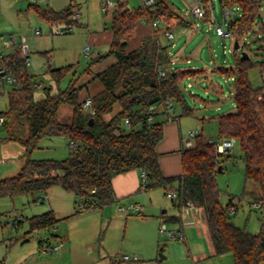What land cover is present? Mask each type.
<instances>
[{
	"label": "trees",
	"instance_id": "obj_1",
	"mask_svg": "<svg viewBox=\"0 0 264 264\" xmlns=\"http://www.w3.org/2000/svg\"><path fill=\"white\" fill-rule=\"evenodd\" d=\"M112 13V40L110 50L99 52L89 62L84 72L102 61L114 56L109 66L96 71L102 87L81 99V91L87 83L75 86L70 84L57 91H48L37 99L33 84L35 75L28 71L21 45L0 60L7 73L16 80L8 90L9 108L0 111L4 124L12 116H23L28 125L27 137L10 134L9 139L18 140L26 148L21 170L9 177L0 178V199L19 194L47 192L55 185H61L76 196L77 202L87 205L77 212L101 207L114 201L113 177L132 169L143 170L147 180L142 181L140 189L149 190L161 186L167 191L174 190L175 205L181 208L192 202L205 215L215 254L231 252L234 264H261L264 261V92L256 87L249 78V69L256 65L250 58L238 57L235 69L220 67L227 76L233 74L234 111L222 113L218 117L223 138L235 137L240 142L245 160V177L259 184L252 191L254 200L260 202L261 227L259 232L248 231L237 225L229 216V208L235 207L233 199L224 205L216 183L220 156L216 144L201 131L197 134L192 147L182 151L183 172L176 176H166L161 168L157 145L163 138V122H147L149 107H161L166 112L167 102L172 101L178 107L180 115L194 112L187 102L182 89L188 77H195L202 69L170 68L172 58L168 45L160 40L161 27L154 25L156 19L189 26L192 21L175 9L168 0H155L152 4L131 9L128 0H115ZM208 7L210 0H203ZM223 7L238 6L240 15L229 21L233 35L239 41L249 35L257 34L264 39V0H220ZM40 16L49 23H72L73 4L70 2L61 10L53 8L39 10ZM210 17L208 10L206 19ZM151 25V33L141 39L134 49H128V43L136 29L138 21ZM258 22L259 30L253 26ZM245 51L246 43L243 45ZM264 48V46H262ZM264 71V61L258 64ZM73 65L51 68V76L59 83L72 69ZM165 68L166 74L160 75ZM231 70V71H230ZM231 74V75H230ZM4 75L0 73V96L6 92ZM87 98H91L90 108L84 107ZM70 104L72 112L69 120L59 118L62 105ZM116 105L118 108L115 110ZM115 110V111H114ZM114 112L110 117L107 115ZM93 118L92 124L90 120ZM129 119V125L126 124ZM64 136L76 142L70 148L69 155L63 159L32 157L44 137ZM237 210V207H235ZM230 212V211H229ZM177 221L178 216H171ZM58 222L52 209L29 217L30 231L49 228ZM0 264H5L2 260ZM114 264H128L125 260Z\"/></svg>",
	"mask_w": 264,
	"mask_h": 264
},
{
	"label": "rangeland",
	"instance_id": "obj_2",
	"mask_svg": "<svg viewBox=\"0 0 264 264\" xmlns=\"http://www.w3.org/2000/svg\"><path fill=\"white\" fill-rule=\"evenodd\" d=\"M178 10H183L189 6L187 0H168ZM72 2L74 12L81 13L77 21L72 22L73 31L67 33H56L57 25L63 26L65 22L49 23L44 20L39 10L53 8L55 10L63 9L67 4ZM104 0H0V55L6 56L11 53L16 46L23 43V36L29 46V58L31 64L27 66L28 71L35 75L36 81L42 83L41 88H35L34 93L37 99L44 97L48 91L55 92L58 88H66L71 83L79 86L87 83V86L81 91V99H84L88 92L93 93L101 89L102 84L94 78L96 71L101 70L115 61L114 56L103 58L102 61L95 63L88 72H84L89 62L95 56L96 52L104 54L110 50L112 40V13L114 6H109L107 11H103ZM131 9L139 8L143 5L142 0H128ZM234 13L232 19L240 15V10L233 7ZM214 16L218 23H223L224 7L220 0H214ZM264 15V7L262 8ZM175 20V19H173ZM199 26L195 31H190L193 35L188 40V32L179 34L175 31V38L169 44L171 49V58L174 59L170 68H197L195 77H188L184 85L187 102L195 113L185 115L189 123L196 128L198 125L203 127V135L214 140L222 138L218 117L222 113L234 111L236 108L234 100V79L233 74L227 76L222 73L220 67L235 69L238 57L242 56V48L234 49L235 38H226L216 33L215 24L212 20H197ZM163 23L159 24L162 27ZM259 30L258 22L253 26ZM151 25L143 20L138 21L135 31L128 43V49H134L141 43V39L151 33ZM260 36H264L260 34ZM15 39V44H9L11 38ZM241 47L246 43L245 51L251 60L256 64L249 69V78L256 87L264 89V71L260 70L258 64L264 61V39H258L257 34L246 36L240 40ZM90 44L92 52L90 56L84 53V46ZM183 48V50H182ZM183 51V53L181 52ZM192 60L187 61L186 56ZM1 60V59H0ZM72 64L71 71L58 83L50 73L51 68H57ZM231 71V70H230ZM191 83V86L188 84ZM220 86L223 92L215 89ZM6 92L0 96V111L9 108L8 90L13 87V83L5 82ZM224 94H227L225 96ZM118 108L116 105L115 110ZM114 110V111H115ZM72 112L70 104H64L60 108L59 118L69 120ZM114 112L107 115L110 117ZM202 129V128H201ZM10 134L27 137L28 125L25 117L12 116L9 124L0 125V137ZM191 140H195V135H189ZM69 141H65L62 136L44 137L36 148L32 157L36 159L53 158L63 159L69 155ZM0 155V178L9 177L17 174L24 163V158L12 160L6 158L2 161ZM22 160V162H20ZM222 170L216 174V183L220 191L221 201L224 205L232 198L235 206H238L236 213L228 211L230 218L248 231L259 232L261 223V212L258 207L252 205L254 198L252 191L258 190L259 184L245 177V160L244 152L239 141L233 148L229 149L227 154L220 156ZM58 190H65L61 185H55L47 192L25 193L14 197H3L0 199V233L3 232L5 238L28 236L30 240H39L40 237H48L46 245L55 246L61 244L56 240L64 226L73 225L74 219L66 218L61 223L59 231L54 225L49 228L41 229L38 233L27 232V217L36 213L35 211H47L51 207L57 213L64 211L69 203L67 196L68 191H63L64 195ZM155 193V201L160 209L166 208L169 211L173 209V199L168 196L164 187L158 186L150 189ZM74 197L73 193L68 192ZM48 194L49 197L44 201H38V196ZM76 198V196H75ZM74 199H71L75 204ZM68 201V202H67ZM79 203L74 206L79 209ZM56 207V208H55ZM102 208L93 209L92 211L84 210L82 214L89 216L94 212L101 214ZM96 210V211H95ZM54 211V210H53ZM104 212V211H103ZM102 212V214H103ZM171 212V211H170ZM169 212V213H170ZM39 213V212H38ZM63 213V212H62ZM125 214V211L123 212ZM133 213V212H131ZM148 213V212H147ZM23 216L24 227L18 226L17 215ZM140 214V213H139ZM133 215V214H130ZM127 214V216H130ZM144 215V213H143ZM104 219L100 224V238L103 245L108 249V253L102 258L100 264H114L122 262L124 254H134L129 246L144 244L147 247L148 257L145 254L137 253L139 260L126 261L128 264H234L231 252L224 254H208L211 245L207 241L205 228V237L196 239L195 242H187L178 237H171L167 231H160L157 226V234L151 241L146 237L139 222H131L127 227L124 218H116L106 226L111 213L102 215ZM125 216V215H124ZM152 217L151 214H145V217ZM69 217V216H66ZM76 218V217H75ZM15 224H13L12 222ZM202 224H206L205 216L202 215ZM71 222V223H70ZM115 222V223H113ZM167 229L173 225L171 221L165 220ZM57 224V225H58ZM113 224V225H112ZM57 234V235H53ZM193 241V240H192ZM153 253H152V250ZM56 250L55 252H57ZM207 251L202 256H197L200 252ZM41 255L46 260L53 257V254L41 251ZM139 254V255H138Z\"/></svg>",
	"mask_w": 264,
	"mask_h": 264
},
{
	"label": "crops",
	"instance_id": "obj_3",
	"mask_svg": "<svg viewBox=\"0 0 264 264\" xmlns=\"http://www.w3.org/2000/svg\"><path fill=\"white\" fill-rule=\"evenodd\" d=\"M175 9L178 10L177 8ZM178 11H181V13H183L186 19L192 21L191 25L180 26L175 24L176 20H171L169 22H166L164 20L160 21V23H163L161 30L159 31L160 40L163 44L168 45V52L170 56L172 52L169 47L170 43L168 42H170L172 39H169L166 36L165 30L168 29L172 31L174 33V38L176 30L180 31L179 34L188 32V40H190L193 35L190 31H195L196 27L199 26V22L197 21V19L190 18L184 13L182 9ZM8 43L11 44L10 39ZM183 51L181 52L183 53ZM186 58L187 61L191 63L192 59L188 55L186 56ZM172 61H174V59H172ZM173 68L178 67L175 66ZM181 69L188 68L181 67ZM190 84L191 83H189L188 86L192 85ZM183 87L184 89H187L184 83L182 85V89ZM215 89L219 92H223L220 86H216ZM224 95L227 96V94ZM180 111L181 110L176 107V113L174 117L170 119L168 118V113L163 111L161 107H158L157 114L155 116L156 120L163 122V138L157 145V151L160 154L159 161L162 171L166 176H176L180 175L183 172L182 151L184 148L187 147V141L191 140L189 136L190 131L196 129L197 127H201L203 132L202 126L198 125L196 128H194L189 123V120H187V117L184 118L185 115H180ZM193 113H195V111ZM4 119L6 118L4 117ZM0 125L5 124L3 122ZM62 137L63 139H65V141L68 142V138L64 136ZM25 150V146L21 144L18 140L9 139L7 138V136L0 137V155L2 156V161H4L6 158L12 160L22 159L24 158ZM20 162H22V160ZM141 183L142 172L140 170L132 169L126 172L116 174L113 177V189L115 194L114 201L105 204L101 207L93 208H102L101 214L99 212L93 211V213L89 214V216H84L82 212H77L78 209L76 206H74L75 204H77V199L75 198V195H73L74 197H72L71 194L67 192L66 197L68 198L69 203H67L68 206L64 211H60L59 213H57L58 210L62 209H57L58 207H55L57 210L56 212L55 209L51 207V209L54 210L56 217L58 218V222L55 225L58 228V231L59 229H61V226H59L58 223H61L66 218L73 217L72 219H74L73 225L68 224L67 226H64L63 232L60 235L56 236V240L61 243L59 249H57L58 251L53 252L46 250L45 246L47 240H49L48 237H40L39 240H30L28 239V236L21 235L20 237H10L9 239H6L3 232H1L0 262L2 260H5V264H100L102 258L106 255L105 253L109 252L108 249L103 245L102 239L100 238V224H102V220L104 219V217L102 216L104 213L105 215L107 213H111L112 216V218L109 219L106 224L107 227H109L112 221H115L116 218L119 219L125 217L127 227L131 222H139L142 225L141 228L144 231L145 236L147 235L146 237H150L151 241L155 238V235L157 234V226L160 227V224L163 219L168 220L171 216H178L179 219L177 221H171L169 219V221L173 223L169 230H181L184 233L183 240H185L190 246V242H195L196 239H199L203 236L205 237L204 230L206 228L207 241L211 245V250H208V254L212 255L215 253V249L209 234L207 222H205L206 224L204 225L202 224V215H205L201 210L196 211L195 208L186 205L181 208H178L175 205V200L173 198V209L170 210L171 212L166 208L159 210L160 206L155 201V193L151 192L150 189H140ZM58 191H60L59 193L62 195H64L63 193H66L63 192L65 190ZM44 196H46V198L49 197L48 194ZM74 198L75 204L71 202V199ZM132 204L139 205V209L134 210L131 206ZM122 207H125V209L123 210ZM235 207L238 208V206ZM93 209H87L86 212L92 211ZM40 210L35 211L36 213H34L33 215L41 213ZM124 211L125 214L123 213ZM147 212L151 214L152 217H145V214H148ZM127 214L133 215L127 216ZM29 217L30 216L27 217L28 225ZM16 218L18 220V226L24 227L25 224L23 221V216L19 214L16 216ZM14 222L16 221H13L12 223L15 224ZM236 224L242 227V225H240L239 223ZM41 229L30 231V228H28V230H25V234L27 232L38 233ZM53 235L55 236L57 234ZM129 247L131 251L136 255L138 252H140L141 254H145L146 257L149 256V253H147V247L144 244L132 245ZM41 251L53 254V257L46 260L42 257ZM206 252L207 251H204L203 253L200 252L196 255L202 256L203 254H206ZM139 258L140 257L138 256L137 260H139ZM261 264H264V261L261 262Z\"/></svg>",
	"mask_w": 264,
	"mask_h": 264
},
{
	"label": "built area",
	"instance_id": "obj_4",
	"mask_svg": "<svg viewBox=\"0 0 264 264\" xmlns=\"http://www.w3.org/2000/svg\"><path fill=\"white\" fill-rule=\"evenodd\" d=\"M143 2L147 3V4H152L154 3L155 0H142ZM189 3V6L185 9V14L187 16H189L190 18L193 19H197V20H202V21H207L206 17H207V13L208 10L210 11V17L208 20H212V22L215 24V30L216 33L221 35L222 37H226V38H235L233 35V31L232 29L229 27V21L232 19V15L234 13V9L228 6L224 7V18H223V23H218L216 17L214 16V12H213V5H214V0H210L209 2V6L207 7L204 3L203 0H187ZM116 1L115 0H104L103 2V6L102 9L103 11H107L109 6H115L116 5ZM236 8L239 7L235 6ZM81 13L79 12H74L72 18L73 19H78L80 17ZM160 19H156L154 21V25H159L160 23ZM56 33H67V32H71L73 31V25L72 23H64L63 26H57L55 28ZM166 36L169 39H173L174 38V33L170 30H165ZM236 39V38H235ZM23 43H21V48H22V52L23 55L25 56V62L26 65L29 66L31 64L30 58H29V46L26 43V38L23 37ZM240 42V41H239ZM10 43L11 44H15V39L12 37L10 39ZM241 45V42H240ZM243 49V46L241 47ZM84 53L86 56H90L91 55V45L90 44H86L83 48ZM97 54V52L95 53V55ZM5 56L0 55V59L3 60ZM174 61H172L173 63ZM160 75L164 76L166 74V69L165 68H161L160 69ZM0 73L4 75L5 79L8 82H15L16 77L12 74V73H7L6 69L4 66L0 67ZM234 78V77H232ZM191 85V84H190ZM34 89L35 88H41L42 87V83L35 81L33 84ZM264 92V89H263ZM92 105V100L91 98H87L84 102V107L85 108H90ZM149 114L147 116V122L150 123L154 120V113L157 110V106L152 105L149 107ZM166 113H168V118L172 119L176 113V107L174 106V103L172 101H168L167 102V108H166ZM4 122V117L0 116V124ZM126 124L129 125V119H126ZM202 131L201 127H197L194 130L190 131L191 135H197L200 134ZM209 142L211 143H215L217 150L219 152H226L227 150L231 149L234 147V145L236 144L237 140L235 137H230V138H221L220 140H214L213 138H209L208 139ZM194 145V141L192 140H188L186 143L187 147H192ZM69 146L70 148H75L76 147V142L74 140H69ZM147 180V173L145 170L142 171V181H146ZM168 196L175 198L177 196L176 191L174 190H168L167 191ZM46 198V196H39L38 197V201H44ZM79 208H84L87 205V202L84 201H79ZM252 205L255 207H259L260 206V202L254 200V202H252ZM132 208L134 210L139 209V205L137 204H132L131 205ZM186 206H191L193 208H195L196 211H199L200 209L194 205L192 202H187ZM122 209L124 210L125 207H122ZM229 211L233 214L235 213L236 209L234 206H231L229 208ZM171 237H178L183 239L184 238V233L181 230H169L167 229V224L165 223V219L162 220L161 224H160V231H167ZM60 244L55 245V246H51L50 244L46 245L45 248L46 250L49 251H53L55 252L57 249H59ZM138 256L137 255H133L131 256L130 254H124L123 255V260L125 261H129V260H137Z\"/></svg>",
	"mask_w": 264,
	"mask_h": 264
},
{
	"label": "water",
	"instance_id": "obj_5",
	"mask_svg": "<svg viewBox=\"0 0 264 264\" xmlns=\"http://www.w3.org/2000/svg\"><path fill=\"white\" fill-rule=\"evenodd\" d=\"M234 49L235 50H239V49H241V45H240V42H239V40L238 39H235V42H234ZM241 58H246V57H248L249 55H248V53L246 52V51H242L241 52ZM92 122H93V118H91V120H90V124H92ZM222 170V165H220L219 166V171H221Z\"/></svg>",
	"mask_w": 264,
	"mask_h": 264
}]
</instances>
